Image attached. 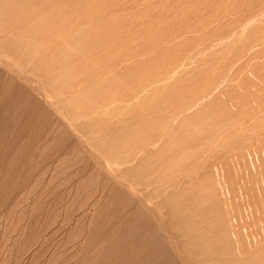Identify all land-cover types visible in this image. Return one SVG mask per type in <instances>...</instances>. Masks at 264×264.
Segmentation results:
<instances>
[{"label":"rangeland","instance_id":"1","mask_svg":"<svg viewBox=\"0 0 264 264\" xmlns=\"http://www.w3.org/2000/svg\"><path fill=\"white\" fill-rule=\"evenodd\" d=\"M0 23V264H91L92 232L118 207L113 189L129 192L134 165L151 156L167 190L174 156L187 166L202 152L212 164L202 192L213 163L228 162L224 196L238 231L264 240L248 164L250 142L264 141V0H0ZM31 48L41 61L56 56L49 69L78 75L71 108L34 80L41 61L28 70L19 60ZM80 107L90 118L76 125L68 114ZM138 155L128 173L121 158ZM159 213L169 229L164 201Z\"/></svg>","mask_w":264,"mask_h":264},{"label":"bare ground","instance_id":"2","mask_svg":"<svg viewBox=\"0 0 264 264\" xmlns=\"http://www.w3.org/2000/svg\"><path fill=\"white\" fill-rule=\"evenodd\" d=\"M0 24H1L0 26H2V23ZM33 52H34V49L32 50L31 48L27 54L17 53L18 55L19 54L22 55V59L19 58V60L20 61L22 60L23 65L25 64L26 66H28V70H30L29 68L35 69V67H33L32 64L35 63L34 65L36 66V63L41 61V59L36 58L37 57L36 52H34L36 55L33 54ZM67 54L69 55V52L66 53L65 56H68ZM35 58L36 60L38 59L37 60L38 62H35L36 61ZM68 58H70V55ZM59 59L61 61V57L58 58V60ZM64 59L66 60L67 57L66 58L62 57V61H65ZM70 59H68L67 62ZM49 60L57 61V58L55 56L54 60H51V59ZM44 61H47V60L41 61L42 62L41 64L44 66L43 70L41 69L43 66L40 64V62L36 66V70H37V73L35 72L36 75L34 74L35 70L33 71L31 69L33 74L37 77L34 80L38 81L39 82V83L37 82L38 84H42L43 86L42 90L44 91V94L47 95V99H49L48 97H51L54 101L56 99L55 101L56 103L62 102V104H65V105H67L66 103L69 102L68 104L70 107L72 105V101L76 102V100L73 99V96L70 99V97L67 94L71 91L74 92V90H71V89L72 88L74 89V86L76 85L75 83L78 82V75L73 76L72 74H70L69 69L71 67H66V65L63 71H59L63 69V66H64L63 64L61 65L62 69H59V67L56 65L55 66L57 67V69L55 66H54L55 68L53 67L52 69H49L51 68L52 64L49 67ZM28 64H31L32 66L29 67L30 65ZM39 64L42 67H40ZM39 71H43L45 74L43 72L42 73L44 75L40 74L41 72ZM78 71H79V68H78ZM50 80L53 82H50V84H48V81ZM52 84H54V86H51ZM40 88H41V85H40ZM78 101H80V99ZM74 105L75 104L73 103V106ZM76 106L78 107L81 105L76 104ZM102 106L103 104L100 106L98 105L99 108H101ZM77 107L74 106L73 109ZM82 107L80 108L83 109ZM80 108H78V110ZM62 110L64 109L62 108ZM78 110L76 111V113H75V110L71 111L70 112L72 113L71 116L70 114H68L69 118L72 119V121L74 120L73 122H75L77 118L78 120L83 119L81 117H84V120L85 119L88 120L90 118L88 117L90 115L89 109L85 108V110L84 109L79 110V112ZM94 110L95 109H93V111ZM62 112L64 113V111ZM86 120L84 122H86ZM144 126L145 125L142 126V130H144V128L147 129ZM139 132L141 133V130L138 131L137 134H140ZM126 133H129V132L127 131ZM132 133H136V132L135 131L132 132L131 130V134ZM131 134H127V135L131 136ZM122 135L120 137H122ZM117 136L118 135H116V137ZM150 136L152 137V135ZM136 142L138 141H135V143ZM149 143L150 141H146V142L141 141L139 145L138 143L135 145L137 149L144 150L145 146ZM252 143H256V144L253 147H251L248 153L249 154L248 164L251 167L252 175L255 179V182L257 183L258 191L259 193L263 194V197L262 196L260 197V202H257V201L253 202L254 204H252L253 205L252 213H255L254 217L257 216L259 219L261 218V215H262V220H264V201L261 202L262 198L264 199V141H251L250 144ZM132 144L128 145L127 148H129V146L132 147L134 145ZM111 145H114L116 147L115 143ZM117 145L120 146V144H117ZM118 146H117V149H118ZM136 147L133 146L131 149L129 148L125 150H124L125 148L124 147L122 149L127 154H129V153H132V149H135ZM185 150L187 151V149ZM139 157L140 155L133 156L131 159L121 158L122 159L121 164L124 163L129 172L125 168H123L124 171L126 170V172L130 173L131 171V169L129 170V168L131 167L130 165L132 164L134 160H136ZM181 157H187V154ZM178 158L174 156L171 158L172 160L170 161L172 171L170 173L171 175L169 174L170 175L169 184H167V186H170L169 190H167L166 188L163 189L164 180L161 179L163 170L162 172H160V170L159 172H156L155 166L157 165V163H156V159L153 158L152 156L150 158L148 157L145 161H142V163H139V165L137 164L134 165L136 166V168L131 167V168H134V170L132 169L131 172L134 175L135 181L132 184L127 181L129 185L131 184V186H127V187H130V191L129 192L124 191L125 188L119 189L118 191L115 188L113 189L115 191L114 193L115 195H113V198L115 197L114 201L116 202V204H118V207L112 208L114 210H112V212L110 211L111 213L109 215L107 213H106L107 215L105 214V217H106L105 221H107L108 223V228L106 227L104 231V229H102L103 227L100 226V229H102V231L104 232H102L101 230L94 231L93 229L95 228L92 229V231L94 232H92L93 234L92 237L90 236L92 239V242H90L91 244L89 245V248L91 247L90 249H92L93 246L96 247L98 244L99 246L96 247V251L93 249H92L93 252L91 251L94 254V256H92V261H90L92 262L91 264H264V240L261 241L263 237L262 238L260 237V241L258 237H257L258 239L256 237H253V239H244L243 238L244 236L242 237V235L240 234V231H238L239 226L237 224L238 222L237 216L235 215L232 209V206L229 205V201L227 200V197L224 196V184H226L227 178L230 177L229 163L228 162L213 163V166H211L213 167V170L210 171L209 173L213 177V179L210 180L205 185L206 186L205 192H202V183H201L202 175L204 176L205 174L207 175L205 170L207 169V167H209V170H210V165L212 164H207L206 162H203L202 164V152H201V155L198 158H195L193 162L191 161V163L190 162L188 163L187 161L186 164H189L187 166L183 164L184 162H182L183 165L181 164V166H178L181 163L180 161V163L177 165ZM3 161L5 162V160ZM231 162H232V166L234 167L239 166V161L237 157L233 156V160ZM158 167H160V165H158ZM115 170L117 171V168ZM124 171H121V172H124ZM114 172L113 174H115ZM126 172H124V174ZM203 172H205V174ZM198 176L201 177V180H199L200 178L197 179V181L199 180L201 183V188L199 187L198 189V187L196 186L197 185L196 183H193L192 186H188L189 183L192 182V178H194L193 179V182H194L195 178H197ZM202 195L207 196L208 203L206 204V206H203ZM159 196H162V197L164 196V199H162L161 201H158L157 197L159 199ZM112 199H110L111 200L110 203L113 204L114 202L112 201ZM162 201H164V206L167 209L168 226L166 227L169 229H166L164 227L166 224L163 223V221H161L164 218L162 213H159V205ZM158 213L162 215L161 219H160L161 216L159 217ZM105 221H103L102 226L104 225ZM261 224L262 225H261L260 232L264 234V221L261 222ZM164 229H166L167 232H165ZM254 235H257V234H254ZM176 253H179V255L181 254V257L178 256Z\"/></svg>","mask_w":264,"mask_h":264}]
</instances>
